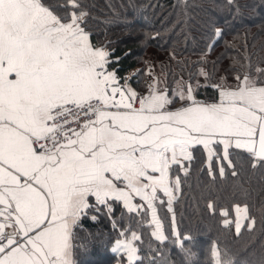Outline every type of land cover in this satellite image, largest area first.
Wrapping results in <instances>:
<instances>
[{
	"label": "snow or ice",
	"instance_id": "1",
	"mask_svg": "<svg viewBox=\"0 0 264 264\" xmlns=\"http://www.w3.org/2000/svg\"><path fill=\"white\" fill-rule=\"evenodd\" d=\"M177 7L173 27L197 60L172 48L167 63L141 58L129 71L133 49L94 38L87 0H0V264H80L96 242L110 245L113 264H200L175 207L186 184L196 199L197 165L209 193L219 176L231 197L206 200L218 235L203 264H264V43L222 65L235 37L224 40L206 9L193 24L189 6ZM160 36L145 30L140 44ZM101 216L110 231L84 228ZM220 237L244 243L234 250Z\"/></svg>",
	"mask_w": 264,
	"mask_h": 264
},
{
	"label": "trees",
	"instance_id": "2",
	"mask_svg": "<svg viewBox=\"0 0 264 264\" xmlns=\"http://www.w3.org/2000/svg\"><path fill=\"white\" fill-rule=\"evenodd\" d=\"M87 2L94 5L96 16L94 38L98 36L103 39L107 34L108 38L114 41L113 47L118 52L126 51L129 47L133 49L132 55L124 61V67L129 71L142 66L141 58L151 59L157 64L167 63L169 50L172 48H175L180 56L191 61L197 60L198 47L193 45L191 38L185 39L187 33L182 27H173L181 23V10L177 7L178 4L186 3L189 6L193 24L201 18L206 9L217 24L225 28L224 40L231 41L235 37L236 48L229 49L224 60L221 61L222 65L229 63L228 56L242 55L245 44L249 51H255L264 43V0H234L231 9L227 6V0H87ZM236 7H239L238 13H236ZM116 15L121 19L112 24L104 23L105 17ZM124 17L131 21V24L127 26L130 31L126 30V25L122 22ZM225 21H227L226 24ZM145 30L159 31L161 36L158 40H150L146 45H141L140 41L143 39ZM193 31L195 32L196 29L193 28ZM196 39L198 44H203L199 32H196ZM224 40L216 45L212 52L213 59L224 50ZM169 81L171 83V76ZM199 167L197 165L190 168L191 175L188 177L191 192L195 193L196 199L193 200L186 184L183 191L187 195L181 197L175 207L179 227L181 230H190L194 234L195 250L198 252L200 264H203L209 242L218 235L215 220L206 209V200L211 195L213 199L219 197L216 200L217 204L226 205L231 197L226 183H222L219 176H217L216 190L209 193L207 185L211 178L207 176L206 170L202 175H198L197 168ZM177 174L184 179V173L178 172ZM202 192L203 198H201ZM256 202L257 204L259 202L258 196ZM166 213V208L160 209L161 216H166ZM216 214L219 215V208ZM167 219L170 224V217ZM82 222L84 228L93 233L99 229L110 231V225L103 216L100 217L98 223L92 222L87 217L83 218ZM147 238L146 236L145 239ZM220 239L222 243L228 244L234 250L239 249L244 243L243 240L237 241L231 237L227 239L220 237ZM170 251L172 258L176 259V248L172 247ZM112 255L110 245L105 246L96 242L91 245L87 253L79 256L78 259L80 264H113Z\"/></svg>",
	"mask_w": 264,
	"mask_h": 264
},
{
	"label": "crops",
	"instance_id": "3",
	"mask_svg": "<svg viewBox=\"0 0 264 264\" xmlns=\"http://www.w3.org/2000/svg\"><path fill=\"white\" fill-rule=\"evenodd\" d=\"M162 195V194H161Z\"/></svg>",
	"mask_w": 264,
	"mask_h": 264
}]
</instances>
